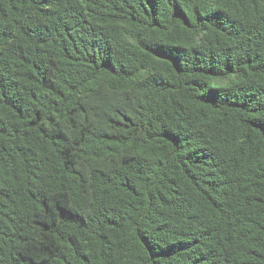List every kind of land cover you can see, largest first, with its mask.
<instances>
[{"label": "trees", "instance_id": "16d2710c", "mask_svg": "<svg viewBox=\"0 0 264 264\" xmlns=\"http://www.w3.org/2000/svg\"><path fill=\"white\" fill-rule=\"evenodd\" d=\"M0 264H264V0H0Z\"/></svg>", "mask_w": 264, "mask_h": 264}]
</instances>
